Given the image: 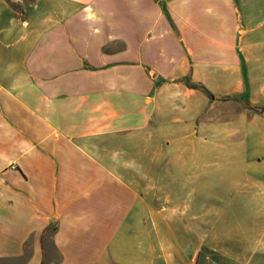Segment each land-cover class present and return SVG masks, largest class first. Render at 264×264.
<instances>
[{"label": "crops", "instance_id": "1", "mask_svg": "<svg viewBox=\"0 0 264 264\" xmlns=\"http://www.w3.org/2000/svg\"><path fill=\"white\" fill-rule=\"evenodd\" d=\"M0 264H264V0H0Z\"/></svg>", "mask_w": 264, "mask_h": 264}, {"label": "rangeland", "instance_id": "2", "mask_svg": "<svg viewBox=\"0 0 264 264\" xmlns=\"http://www.w3.org/2000/svg\"><path fill=\"white\" fill-rule=\"evenodd\" d=\"M171 169H172V166H171ZM172 171V170H171Z\"/></svg>", "mask_w": 264, "mask_h": 264}]
</instances>
